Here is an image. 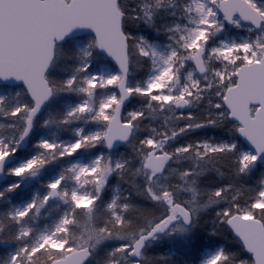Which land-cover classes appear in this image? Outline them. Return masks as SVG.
<instances>
[{"label": "snow or ice", "instance_id": "snow-or-ice-1", "mask_svg": "<svg viewBox=\"0 0 264 264\" xmlns=\"http://www.w3.org/2000/svg\"><path fill=\"white\" fill-rule=\"evenodd\" d=\"M0 264H264V0H0Z\"/></svg>", "mask_w": 264, "mask_h": 264}]
</instances>
